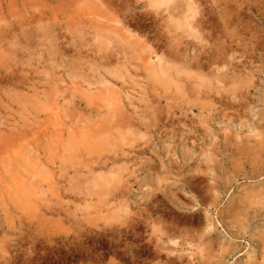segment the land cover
Wrapping results in <instances>:
<instances>
[{"label": "rangeland", "instance_id": "1", "mask_svg": "<svg viewBox=\"0 0 264 264\" xmlns=\"http://www.w3.org/2000/svg\"><path fill=\"white\" fill-rule=\"evenodd\" d=\"M0 264H264V0H0Z\"/></svg>", "mask_w": 264, "mask_h": 264}, {"label": "bare ground", "instance_id": "2", "mask_svg": "<svg viewBox=\"0 0 264 264\" xmlns=\"http://www.w3.org/2000/svg\"><path fill=\"white\" fill-rule=\"evenodd\" d=\"M176 3V2H175ZM160 61V60H159Z\"/></svg>", "mask_w": 264, "mask_h": 264}]
</instances>
